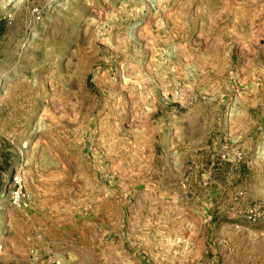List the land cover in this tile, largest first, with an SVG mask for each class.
<instances>
[{
  "label": "rangeland",
  "instance_id": "obj_1",
  "mask_svg": "<svg viewBox=\"0 0 264 264\" xmlns=\"http://www.w3.org/2000/svg\"><path fill=\"white\" fill-rule=\"evenodd\" d=\"M1 25L0 264H264V0H0Z\"/></svg>",
  "mask_w": 264,
  "mask_h": 264
},
{
  "label": "built area",
  "instance_id": "obj_2",
  "mask_svg": "<svg viewBox=\"0 0 264 264\" xmlns=\"http://www.w3.org/2000/svg\"><path fill=\"white\" fill-rule=\"evenodd\" d=\"M38 18H40V15L38 16ZM11 187L12 191L10 196L13 201V204L17 207H22L24 204H26V187L24 174L22 171L19 170L13 173L11 179ZM59 262L60 261H58V263Z\"/></svg>",
  "mask_w": 264,
  "mask_h": 264
},
{
  "label": "crops",
  "instance_id": "obj_3",
  "mask_svg": "<svg viewBox=\"0 0 264 264\" xmlns=\"http://www.w3.org/2000/svg\"><path fill=\"white\" fill-rule=\"evenodd\" d=\"M141 195H142L143 198H145L146 196H148L147 193H145V192L142 193ZM143 205H144V204H143ZM145 207H146V206L144 205V206H143V209H146ZM60 241H61V239H60ZM63 242H66V241H65V238L63 239ZM63 253H65V255H66V251H65V250L63 251Z\"/></svg>",
  "mask_w": 264,
  "mask_h": 264
},
{
  "label": "trees",
  "instance_id": "obj_4",
  "mask_svg": "<svg viewBox=\"0 0 264 264\" xmlns=\"http://www.w3.org/2000/svg\"><path fill=\"white\" fill-rule=\"evenodd\" d=\"M4 31V27H2V25H1V27H0V37L3 35V32Z\"/></svg>",
  "mask_w": 264,
  "mask_h": 264
}]
</instances>
